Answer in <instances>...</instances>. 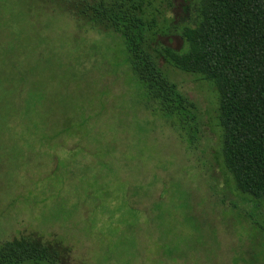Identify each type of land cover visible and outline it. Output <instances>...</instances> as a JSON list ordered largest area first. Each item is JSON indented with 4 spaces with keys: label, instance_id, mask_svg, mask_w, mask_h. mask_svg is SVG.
Returning <instances> with one entry per match:
<instances>
[{
    "label": "rangeland",
    "instance_id": "obj_1",
    "mask_svg": "<svg viewBox=\"0 0 264 264\" xmlns=\"http://www.w3.org/2000/svg\"><path fill=\"white\" fill-rule=\"evenodd\" d=\"M188 1L153 50L185 51ZM70 2L0 0V244L58 241L60 264H264V201L217 159L215 87L158 61L196 104L189 147L144 108L123 39L68 15Z\"/></svg>",
    "mask_w": 264,
    "mask_h": 264
},
{
    "label": "trees",
    "instance_id": "obj_2",
    "mask_svg": "<svg viewBox=\"0 0 264 264\" xmlns=\"http://www.w3.org/2000/svg\"><path fill=\"white\" fill-rule=\"evenodd\" d=\"M175 1L164 0L169 11L162 24L159 0H71L66 12L92 30L123 39L131 72L144 91V108L159 112L189 147L197 141L196 104L158 61L163 57L210 82L218 95L217 159L239 193L264 201V0H194V19L179 29L185 51L153 50L152 42L177 29L172 10L188 11L191 5L182 0L175 8ZM69 253L61 242L29 234L0 244V264H60Z\"/></svg>",
    "mask_w": 264,
    "mask_h": 264
}]
</instances>
